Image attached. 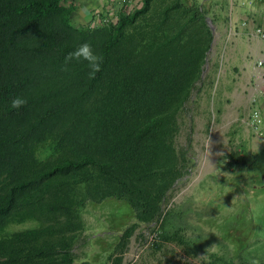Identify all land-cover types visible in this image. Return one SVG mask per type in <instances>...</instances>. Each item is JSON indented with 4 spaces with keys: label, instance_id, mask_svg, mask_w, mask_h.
Here are the masks:
<instances>
[{
    "label": "trees",
    "instance_id": "trees-1",
    "mask_svg": "<svg viewBox=\"0 0 264 264\" xmlns=\"http://www.w3.org/2000/svg\"><path fill=\"white\" fill-rule=\"evenodd\" d=\"M73 10L65 0H0V264H77L84 213L110 199L126 201L136 219L99 254L122 264L189 162L177 149L179 116L213 42L207 4L142 0L93 27L76 25ZM85 42L103 57L94 78L87 61L65 65ZM18 95L28 104L12 109ZM241 152L229 166L244 162ZM169 215L160 238L196 254L192 238L168 230ZM239 252L212 253L207 264H251Z\"/></svg>",
    "mask_w": 264,
    "mask_h": 264
},
{
    "label": "rangeland",
    "instance_id": "rangeland-1",
    "mask_svg": "<svg viewBox=\"0 0 264 264\" xmlns=\"http://www.w3.org/2000/svg\"><path fill=\"white\" fill-rule=\"evenodd\" d=\"M216 14L211 10L208 15L214 22V38L201 78L179 116L177 149L189 159L185 173L163 203L161 218L136 228L122 264H207L215 253L210 247L228 256L237 255L240 248L242 258L264 264V223H257L264 221V139L246 123L255 90L242 63L239 34H230L227 28L225 32ZM235 150L242 151L244 162L229 166L228 156ZM133 212L123 200L91 205L84 213L85 233L74 249L76 263L113 264L99 254L109 249L112 235H121L136 220ZM167 212L168 230L192 238L199 247L193 249L196 254L179 241L160 238ZM217 226L224 228L229 243L217 233Z\"/></svg>",
    "mask_w": 264,
    "mask_h": 264
},
{
    "label": "crops",
    "instance_id": "crops-1",
    "mask_svg": "<svg viewBox=\"0 0 264 264\" xmlns=\"http://www.w3.org/2000/svg\"><path fill=\"white\" fill-rule=\"evenodd\" d=\"M201 3L207 4L210 11L217 13V18L228 28L229 19L234 22L236 28H241L240 21L242 18H247L255 15L259 18L264 14V0H198ZM66 4L72 6L73 10V22L78 25L92 26L93 23L98 25L101 23V19L104 17H111L113 14L118 16V13L123 11L128 13L138 8L142 4V0H65ZM213 7V8H212ZM96 14H100L97 16ZM100 19H97V18ZM230 17V18H229ZM247 28L242 31V34L238 36L240 38L236 42H240V47L243 50L245 56L243 65L247 71L250 72L254 83V74L252 68L251 57L257 56L261 48V42L258 40H251L246 34ZM248 56V58H246ZM255 90V88H254ZM257 90V89H256ZM260 100L264 106V86L260 88Z\"/></svg>",
    "mask_w": 264,
    "mask_h": 264
},
{
    "label": "built area",
    "instance_id": "built-area-1",
    "mask_svg": "<svg viewBox=\"0 0 264 264\" xmlns=\"http://www.w3.org/2000/svg\"><path fill=\"white\" fill-rule=\"evenodd\" d=\"M100 16V14H96ZM119 16L113 14L111 17H104L101 19V22H117ZM97 19H100L99 17ZM241 28L238 30L229 19V25L227 28V32L230 34L238 35L242 34V31L247 28L246 34L247 37L251 40H258L261 42V48L257 56L251 57L253 74H254V83L253 86L255 88V95L252 99L251 110L248 114V118L246 119V123L250 128L259 129V131H255L256 134L264 139V106L262 101L260 100V88L264 86V14L260 15L257 18L255 15L242 18L240 21ZM96 26L95 23L92 24V27ZM257 89V90H256ZM259 111L260 118L258 123H253V114L254 112Z\"/></svg>",
    "mask_w": 264,
    "mask_h": 264
},
{
    "label": "clouds",
    "instance_id": "clouds-1",
    "mask_svg": "<svg viewBox=\"0 0 264 264\" xmlns=\"http://www.w3.org/2000/svg\"><path fill=\"white\" fill-rule=\"evenodd\" d=\"M76 60H84L87 61L88 67L90 69L89 76L94 78L96 73L101 70V64L103 57L98 54L93 45L89 42H85L80 44L74 51L70 52L68 56L65 57V65L70 63L71 61ZM28 104V99L24 96H16L11 100V108L12 109H20L21 107ZM260 118L259 111L254 112L253 114V123H258ZM255 131H259V129H254ZM255 153V149L253 150ZM207 219V217H206ZM257 223H264V221H257ZM211 252H217V248L210 247L209 249ZM209 253L207 252L206 255H203L205 260H208ZM251 264H259V262L255 259L251 261Z\"/></svg>",
    "mask_w": 264,
    "mask_h": 264
},
{
    "label": "water",
    "instance_id": "water-1",
    "mask_svg": "<svg viewBox=\"0 0 264 264\" xmlns=\"http://www.w3.org/2000/svg\"><path fill=\"white\" fill-rule=\"evenodd\" d=\"M207 22H208V25H209L212 29H214V22H213V20H212L209 16H207Z\"/></svg>",
    "mask_w": 264,
    "mask_h": 264
}]
</instances>
